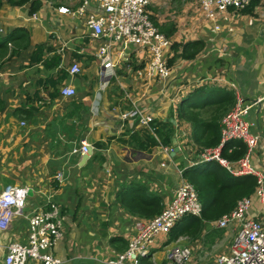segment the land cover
Returning <instances> with one entry per match:
<instances>
[{
    "label": "crops",
    "instance_id": "0c3cea01",
    "mask_svg": "<svg viewBox=\"0 0 264 264\" xmlns=\"http://www.w3.org/2000/svg\"><path fill=\"white\" fill-rule=\"evenodd\" d=\"M2 1L0 36L24 30L29 41L0 68L5 104L0 112V194L16 186L32 195L26 216L0 231V264L8 244L28 243L27 217L50 203L64 211L54 248L63 264H108L127 249L137 222L152 219L149 201L160 198L167 207L178 186L188 181L186 170L194 168V179L203 180L209 192L225 177L231 183L256 181L253 176L234 179L217 162H198L197 154L219 141L236 92L251 106L246 115L251 133L264 137V102L253 105L264 98V0L214 18L207 17L198 0H151L150 18L169 40L163 59L174 74L164 83L148 70L151 52L134 48L114 52L113 77L102 79L97 53L110 42L94 37L87 25L95 7L77 13L82 0ZM61 8L70 13L60 14ZM186 44L193 46V58L180 57ZM38 52L40 59L34 61ZM74 64L81 71L73 75ZM64 87L76 95L62 96ZM131 104L152 115L153 122L147 127L122 122L118 110ZM83 141L92 154L82 165L86 152L74 150ZM246 148L232 141L222 155L241 159ZM251 164L264 177V139ZM246 197L251 198L246 218L263 221L262 203L254 193ZM224 214L207 207L201 218L184 217L157 239L140 264H168V252L177 246L190 250L189 264H219L240 231L235 223L217 226Z\"/></svg>",
    "mask_w": 264,
    "mask_h": 264
},
{
    "label": "built area",
    "instance_id": "2783aa9c",
    "mask_svg": "<svg viewBox=\"0 0 264 264\" xmlns=\"http://www.w3.org/2000/svg\"><path fill=\"white\" fill-rule=\"evenodd\" d=\"M208 18H214L220 12L229 8L243 10L249 6L251 0H198ZM151 0H82L77 13L82 15L90 8L95 14L88 16L87 25L96 38L103 37L110 43L100 47L97 58L102 70V79L113 77L114 52L122 53L128 48L149 50L151 63L148 70L163 83L172 78L174 72L163 59L164 49L169 40L154 26L149 6ZM60 14H69L70 10L61 8ZM36 15H34V18ZM78 64L71 67V74L80 73ZM62 96L73 97L75 89L64 87ZM264 102V98L253 103ZM251 106L244 104V98L236 92V102L232 110L222 119L221 139L215 147L205 148L198 152L200 161H214L222 165L235 178L253 176L257 180L255 197L262 203L264 213V177L262 172L255 170L251 164V157L264 137L251 133V124L246 115ZM124 109V108H123ZM118 110L120 120L124 123L137 122L142 126H149L154 118L144 113L135 104L129 109ZM232 141L243 142L247 147L244 157L238 161L226 160L222 153L226 145ZM88 143L83 141L77 152H86ZM59 177H61L59 175ZM29 200V189L25 187L7 186L0 194V231H7L13 220L25 217V210ZM251 206V198L243 197L238 200L235 208L224 214L217 222L219 228H226L230 224H239L240 231L229 254L219 259V264H264V220L254 221L246 218ZM63 207L50 203L47 208L37 209L28 218L29 241L27 244L11 242L7 245L4 264H28L30 260L40 264H63L54 254V248L60 239L63 227ZM203 205L199 193L188 181H184L175 190L171 202L163 212L150 219L137 222L136 235L129 241L127 249L115 260L108 264H140L142 257L150 254V249L157 239L171 232L174 226L184 217L201 218ZM191 252L187 247L177 246L166 256L168 264H189Z\"/></svg>",
    "mask_w": 264,
    "mask_h": 264
},
{
    "label": "trees",
    "instance_id": "16d2710c",
    "mask_svg": "<svg viewBox=\"0 0 264 264\" xmlns=\"http://www.w3.org/2000/svg\"><path fill=\"white\" fill-rule=\"evenodd\" d=\"M28 1L30 0H24V1L22 0L19 3L20 5H22ZM2 4L3 1L0 0V9L2 7ZM28 41H29V34L24 30H16L8 38H2L0 36V68L15 56H19L21 52L25 49L26 45L28 44ZM178 49H179L178 45L176 44L174 50L178 51ZM192 49L193 46H190V44L184 45L180 57L183 59L193 58L194 55L191 52ZM176 57L177 55L174 58ZM39 59L40 57L38 52L36 57L34 58V61H39ZM3 109H5V104L0 100V112L3 111ZM220 139H221V132H220ZM220 139L218 142L216 140L211 144H209V147L217 146L220 143ZM156 143H157L156 140L152 139V144L156 145ZM162 143L164 144V142ZM197 143L200 144V142L198 141ZM144 144L145 143H142V147H144ZM237 160L239 159L231 160V161H237ZM193 173H194V168H190L189 170L185 171L184 176L185 179L188 180V182H190L192 185L196 184L195 187L199 193L200 201L203 205V211L205 210V208L208 207L215 209L221 214L229 213L235 208L238 200H240L243 197L249 196L253 193L255 194L254 191H256L257 189V180L256 181L248 180L243 182H238L233 180V183H231L229 182V178L225 177L226 178L225 180L219 181L220 185L214 182L213 189L209 192V190L206 191L204 189L202 183L203 180H201L200 182L196 181L194 179ZM229 175L232 178L237 179L234 176H232L230 173ZM210 177L211 175H209L207 179H209ZM243 177H248V176H243ZM164 209L165 208L163 204H161L160 198L152 199L151 201H149L146 207V210H148L149 212V217L151 218L160 215ZM188 217H192V216H188Z\"/></svg>",
    "mask_w": 264,
    "mask_h": 264
},
{
    "label": "water",
    "instance_id": "95a60500",
    "mask_svg": "<svg viewBox=\"0 0 264 264\" xmlns=\"http://www.w3.org/2000/svg\"><path fill=\"white\" fill-rule=\"evenodd\" d=\"M91 154H92V147L89 146L86 148V154L83 157L82 165L88 160V158ZM30 194L32 195V193L29 191V196H30Z\"/></svg>",
    "mask_w": 264,
    "mask_h": 264
},
{
    "label": "clouds",
    "instance_id": "9594fccd",
    "mask_svg": "<svg viewBox=\"0 0 264 264\" xmlns=\"http://www.w3.org/2000/svg\"><path fill=\"white\" fill-rule=\"evenodd\" d=\"M198 160H199V158H198ZM198 162H204V161H200V160H199Z\"/></svg>",
    "mask_w": 264,
    "mask_h": 264
}]
</instances>
